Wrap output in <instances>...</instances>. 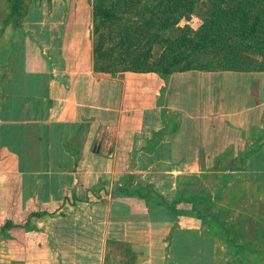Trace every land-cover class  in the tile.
<instances>
[{
  "label": "crops",
  "instance_id": "crops-1",
  "mask_svg": "<svg viewBox=\"0 0 264 264\" xmlns=\"http://www.w3.org/2000/svg\"><path fill=\"white\" fill-rule=\"evenodd\" d=\"M77 1H5L3 264H227L264 211V70H98Z\"/></svg>",
  "mask_w": 264,
  "mask_h": 264
},
{
  "label": "trees",
  "instance_id": "trees-1",
  "mask_svg": "<svg viewBox=\"0 0 264 264\" xmlns=\"http://www.w3.org/2000/svg\"><path fill=\"white\" fill-rule=\"evenodd\" d=\"M139 1L112 0L108 4V0H95L94 19L96 21L103 19V23L108 26V33L103 32L104 39L99 29L94 30V34L97 35L95 59L98 70L161 71L163 73L189 69L264 70V59L259 61L249 55L251 52L264 57V0H237L231 6H223L224 0H210L213 3V11L194 36L189 34L188 28L174 39L160 38L162 42H166V45L162 47V53L158 55L152 52L154 48L152 46L149 47L150 49L144 47L146 51H137L136 45L143 41V37L147 38L146 32L140 30V27L144 25L148 29L156 30L157 28L153 36L158 38L161 31L171 26L170 20L174 16H176L174 20L178 21L181 16L190 14L197 0H166V10L161 13L159 21H155L154 13L148 15L149 10L145 6L144 10H139V14L146 16L147 19L124 18L123 15L126 12L122 11L123 8ZM157 1L158 4H163L164 0ZM167 13L171 14L165 16ZM178 13L180 15H175ZM121 19L124 20L123 23ZM140 32L142 36H138ZM113 38H115L114 42H112ZM216 45L226 49L225 60L193 58L199 52H206ZM256 67L259 69H255ZM6 226L5 230H8L18 225L15 222H9ZM231 241L234 242L231 244V261L233 259L231 264H244L241 253L251 250L248 246L251 247L253 243L250 239L247 243L238 242L237 237L230 239ZM259 248L255 247L252 251L260 250ZM236 252L240 257H236Z\"/></svg>",
  "mask_w": 264,
  "mask_h": 264
},
{
  "label": "rangeland",
  "instance_id": "rangeland-1",
  "mask_svg": "<svg viewBox=\"0 0 264 264\" xmlns=\"http://www.w3.org/2000/svg\"><path fill=\"white\" fill-rule=\"evenodd\" d=\"M6 0H0V27H2L4 25V16H6V13H11L12 11V4L11 2H5ZM237 0H224V3H222L223 6H231L233 5V3H235ZM78 4H75V7L77 8L75 12L80 11L82 13H87V12H91V14H93V29L98 30L99 29V33L101 34L102 38L104 39L105 37L103 36V32L104 33H108V26L107 24L105 25V23H103V19L100 21H96L94 19V2L95 0H78L77 1ZM112 2V0H108V4H110ZM165 3L166 0L163 1V4H158L157 0H140L137 3H133L131 6H126L123 8L122 11H125L126 13L123 15L124 18H129V17H135L136 19L139 20H145L147 19L146 16H141L139 14V10L143 9L144 10V6L148 8L149 12L148 15L150 16L151 13H154V19L155 21H159L161 19V13L166 10L165 7ZM212 1L210 0H197L195 3V8L192 12H190V14L188 13L186 16H181V18L178 21H175L174 19H176V16H174L172 18V23L171 26L164 31H161L160 34L157 37H154V33L157 32V28L156 30L154 29H148L146 28L144 25L140 27V30L145 31L147 38L143 37V41L139 44H137L136 46H138L137 51H144L146 48L150 49L149 47L152 46L154 47L152 52L155 53V55H158L160 53H162V47H165L166 42H162L160 38L162 37H168L170 39H174L178 36H180L181 34H183V32L186 29H190L189 30V34L194 36L195 32L200 28V26L205 22V20L207 18L210 17L213 8H212ZM141 7V8H140ZM171 13H167L165 14V16L170 15ZM175 15H180V13L175 14ZM174 21V22H173ZM121 22L123 23L124 20L121 19ZM143 27V28H142ZM184 29V30H183ZM141 31V32H142ZM140 34H138V36H142ZM95 33V32H94ZM97 39V35L94 34V43L96 42ZM114 39H112V42H114ZM119 39V38H116ZM146 41V42H145ZM109 43V42H107ZM146 47V48H144ZM146 51V50H145ZM227 55V51L224 47L222 46H213L212 48H209L208 51L206 52H199L198 54L194 55L193 58L196 59H211V60H217V61H223L225 60V57ZM251 57H253L256 60L262 61L264 59V57L257 55L256 53H251L249 54ZM188 61V60H187ZM255 69H259V68H255ZM256 151V149H253V152ZM252 153V152H251ZM260 162H263L264 159L259 160ZM206 166V165H204ZM235 168H241V170H253V168H251L252 165H244V164H235L233 165ZM264 166V165H263ZM245 168V169H244ZM2 186H4L3 181L0 180V191ZM202 199L206 201L207 199L204 198V194H200ZM210 199H208L207 201H209ZM2 195L0 194V264H3V260H2V240H3V235L4 234V230L6 229L5 227L6 224H9V222H15L14 219L18 220V215L16 216V212H13V210L15 211L17 209V205H15L16 203H13L12 206V211L9 212L4 211L3 206H2ZM263 207V206H261ZM17 211V210H16ZM247 214V213H246ZM255 214V212H254ZM250 218H241L238 217L237 215L232 216L230 215V217H232L231 219L233 220V226L234 228L229 230L230 231V235L233 236V238L237 237L238 242H243V243H247V241H250L253 243L252 246H248L251 250H247L250 252H253L252 249L255 247H260V250H263V252H261V258H259L258 260H256L254 262V264H264V211L260 212L261 215V223H257L254 224V222H252V217L251 216H255L252 214H249ZM15 217V218H14ZM263 220V222H262ZM240 224H244L246 225L248 228H243V229H238L236 228L237 225ZM12 228V227H11ZM10 230V228L8 229ZM3 231V232H2ZM18 236V233H15L14 236ZM260 245V246H259ZM247 253V255L250 254ZM243 252L241 253V257H242ZM236 257H240L239 253H235ZM233 261V259H232ZM232 261H228L227 264H231ZM191 263H195V261H189L188 259H186L185 264H191Z\"/></svg>",
  "mask_w": 264,
  "mask_h": 264
}]
</instances>
